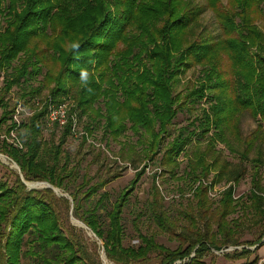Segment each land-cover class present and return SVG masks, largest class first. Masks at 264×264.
<instances>
[{
	"label": "trees",
	"instance_id": "16d2710c",
	"mask_svg": "<svg viewBox=\"0 0 264 264\" xmlns=\"http://www.w3.org/2000/svg\"><path fill=\"white\" fill-rule=\"evenodd\" d=\"M4 1L0 0V13ZM18 1L22 3L19 12ZM179 2L9 0L11 21L0 34V78L5 69H11L12 75L2 78L0 125L9 122L6 134L16 131L18 143L2 141L0 154L13 161L20 174H13L12 183L0 180V264H20L24 238L32 230L42 247L57 251L51 259L40 257L41 264H98L77 238L64 233L50 199L52 190L27 191L24 185V181L45 182L65 188L67 163L60 166L61 149L75 132L74 121L75 127L86 122L82 138L91 136L94 125L103 121L101 138L105 142L118 141L130 130L138 140L134 146L125 147L128 156L136 155L139 147L142 161L157 163L171 177L179 167L180 156L186 155V177L193 186L191 207L184 217L193 238L181 235L188 242L185 249L172 251L144 236H140L144 246L123 247L122 213L133 189L124 191L114 202L107 214L106 230L95 210L83 211L82 204L108 181H99L84 192L88 182L82 183L70 193L75 216L102 242L107 260L132 264L147 261L148 255L155 253L158 264H204L202 258L207 252L239 246L235 231L241 221L237 219L239 225H235L229 217L241 207L234 200V186L247 173L252 151L256 154L249 164L252 187L242 204V216L264 227V159L257 149L264 144V30L256 25L262 22L264 27V0H231L230 10L218 12L224 36L197 40L189 30L201 11L183 12ZM234 19H240L239 23ZM14 62L17 65L12 67ZM195 67L201 68L196 84L174 93L180 76ZM39 76L42 79L35 88L21 86V97L30 100L48 90L47 97L27 119L13 121L15 109L7 111L3 96L20 80L27 85ZM63 98L73 100L70 118L61 128L55 125L60 130L57 143L45 141L49 108L67 102ZM206 102L207 109H200ZM181 111L194 116L172 134L169 128ZM243 113L256 122L250 138L239 130L238 117ZM216 142L223 143L230 153H235L236 143L241 148L238 163L226 161L216 150ZM193 144V151L187 155L185 149ZM146 167L135 173L132 186L138 184ZM220 183L230 186L215 204L209 193ZM151 190L157 227L174 235L175 225L159 205V191L154 185ZM251 254L242 249L236 258Z\"/></svg>",
	"mask_w": 264,
	"mask_h": 264
},
{
	"label": "rangeland",
	"instance_id": "374dc122",
	"mask_svg": "<svg viewBox=\"0 0 264 264\" xmlns=\"http://www.w3.org/2000/svg\"><path fill=\"white\" fill-rule=\"evenodd\" d=\"M179 1L178 4L183 12L191 9H199L201 11L197 23L189 30L193 38L195 37L194 40L203 37L220 39V37L224 36L221 26L219 25L220 21L218 12L222 13V11L230 10L231 0ZM21 5V1H18L17 12L20 11ZM9 7V0H5L1 4L0 34L4 32L7 24L11 21ZM261 8L264 11V4ZM239 21L240 19H234V23H239ZM256 25L264 30L262 22H258ZM16 65L17 63L14 62L12 67H15ZM200 69V67L191 68L185 74L181 75L179 78V84L175 86L174 93H179L194 85L196 80L201 76ZM11 72V69H5L2 71L0 78V97L1 94H3L2 89L4 85L2 78L10 77L12 75ZM41 79V76H39L35 81H30L27 85L23 83V80H20L17 85L13 86L11 90L3 96L7 111L15 109L13 121L19 123L20 121L27 119L31 116L33 109L37 108L36 105L41 103L42 100L47 97L48 90H43L38 97H34L30 100H25L21 97V86L24 89L35 88L38 86ZM67 102L69 105H73L72 99L69 98ZM207 103L208 102L201 104L200 109H207ZM97 106L101 107V105ZM1 113L2 109L0 108V116ZM197 113L199 112L197 111ZM193 116L194 114L192 115L186 111L179 112L173 125L169 128V132L176 134L181 127L187 125ZM85 123L84 120L80 125L75 127L74 134L67 138L66 143L61 149L62 161L60 166L67 163L66 175L68 178L65 180L64 189L53 187L57 192L52 190L53 195L50 198L52 199L55 210L58 213L60 225L64 233L67 236L73 235L75 239L77 238L92 261H95L98 264H115L106 259L102 242L95 237L91 230L88 228L85 229L83 222L75 216L76 214H74L73 210L74 205L69 196L70 193H73L82 183L88 182V185L82 191L84 192L88 187L97 182L107 180L108 184L102 190L94 195L89 201L82 204L83 211L95 210V215L98 217L103 230H106L107 228V214L111 211L116 199L124 191H131V189H133L122 213L123 247L137 249L140 246H144L140 238V236H144L153 238L156 244L172 251L179 247L185 249L188 242L183 240L181 235L187 237L189 240L193 238L190 223L188 219L184 217L191 207V190L193 186L191 181L186 177V155L180 156L178 159L179 167L175 171V176L171 177L169 174L162 171L157 163L149 164L142 161L139 147L135 149L136 155H133V157L128 156L125 152L127 149L125 147L134 146L138 140V136L133 135L130 130H127L118 141L105 142V140H102L101 138L103 121L94 125L91 136L82 138V131H84L83 125ZM7 125H9V122L5 125H0V144L2 141H5L6 143L16 145L18 143L15 138L17 132L14 131L7 135ZM238 125L241 135L245 138H250L256 129V122L253 121L248 113H243L238 117ZM59 135L60 130L58 128L56 129L55 125H47L43 131V138L45 141L57 143ZM170 139L171 138H169L168 141ZM231 141L233 142L232 138ZM199 142L200 140L196 143ZM193 146L194 144L188 146L184 152L188 155L193 151ZM236 146L235 143V153H230L223 143L216 142V150L222 153L223 158L232 165L238 163V150L241 151V148L239 147V149L238 146ZM257 149H260L264 159V144L262 146L257 145ZM255 156L256 154L254 151L249 154L247 173L239 183L234 186V200H237L236 202L241 207L238 208L235 214L229 217V220H235V225H239L238 221H241L240 227L238 228L239 230L235 231V239H237V242L240 245L236 247L227 246L218 251L211 250L210 252H207L202 258L204 264H250L255 259H257L256 264H264V245L256 251L258 246L264 243V227L256 226L252 222H247L245 221V217L242 216L244 207L242 204L249 196L252 187V171L249 164L251 159H254ZM132 160L134 163H132ZM144 165L147 166L144 169V175L136 186H132L131 183L134 179L135 173L143 169ZM16 166L17 165L13 161L0 154V180L12 183L14 181L13 174H20ZM262 172V184L264 185V168L262 169ZM24 182L33 188L32 190L26 188L27 191L34 190L43 192L46 190V185L41 184L45 182ZM153 185L159 191L160 198L158 200L161 210L165 212L170 221L175 225L174 235H170L160 230L154 221L151 207V189ZM229 186L230 184L225 183L215 185L209 193V199L211 202L216 204L222 191ZM64 199L67 200L68 203H65ZM237 219L239 220L237 221ZM199 226L201 227L202 224ZM213 230H215V226H213ZM31 233L32 234L26 235L24 238L20 264H41L40 257L51 259L57 253L53 248L42 247L40 242L37 241L35 231L32 230ZM176 235L178 236L176 237ZM261 236L260 244L257 245V240ZM252 242L255 243L253 246L247 244ZM242 249H246L252 254L236 258ZM132 264H158V258L155 253H151L148 255L147 261H140Z\"/></svg>",
	"mask_w": 264,
	"mask_h": 264
},
{
	"label": "built area",
	"instance_id": "2783aa9c",
	"mask_svg": "<svg viewBox=\"0 0 264 264\" xmlns=\"http://www.w3.org/2000/svg\"><path fill=\"white\" fill-rule=\"evenodd\" d=\"M69 104L63 101L56 106L49 108L47 120L49 125H57L59 128L66 125L69 119ZM72 131H75V121L72 126Z\"/></svg>",
	"mask_w": 264,
	"mask_h": 264
},
{
	"label": "water",
	"instance_id": "95a60500",
	"mask_svg": "<svg viewBox=\"0 0 264 264\" xmlns=\"http://www.w3.org/2000/svg\"><path fill=\"white\" fill-rule=\"evenodd\" d=\"M16 168L18 169V172L20 173V171H19V168L16 166ZM24 184H25V186H26V188L28 189V190H32L33 188H31L30 186H28V184H26L25 182H24ZM35 184H39V183H35ZM41 184H46V186H45V188L46 189H51V190H53L54 192H57V190H55L51 185H49L48 183H41ZM83 225V224H82ZM84 227H85V229H87V227L85 226V225H83Z\"/></svg>",
	"mask_w": 264,
	"mask_h": 264
}]
</instances>
